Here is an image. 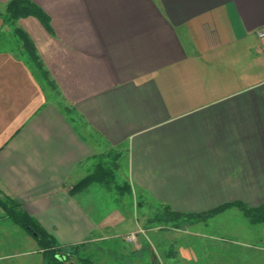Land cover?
<instances>
[{"label":"crops","instance_id":"0c3cea01","mask_svg":"<svg viewBox=\"0 0 264 264\" xmlns=\"http://www.w3.org/2000/svg\"><path fill=\"white\" fill-rule=\"evenodd\" d=\"M12 1L0 0L1 221L30 218L61 246L104 243L107 161L144 213L264 205V0H29L50 18L16 24L39 65L4 22ZM247 219L227 224L245 250L214 256L264 261L263 225Z\"/></svg>","mask_w":264,"mask_h":264},{"label":"rangeland","instance_id":"374dc122","mask_svg":"<svg viewBox=\"0 0 264 264\" xmlns=\"http://www.w3.org/2000/svg\"><path fill=\"white\" fill-rule=\"evenodd\" d=\"M108 166L113 171L104 176L103 181L110 189L101 188L94 198L100 211L96 215L102 217V222L108 227L105 230L107 241L73 247L60 245L62 253L72 257L70 264H264L259 258V255L264 256V251L257 252L258 260L252 262L243 260L247 255L242 260H227L224 258L227 257L226 253L213 255L218 249L245 250L233 245V238L227 234L228 231H234L227 229L229 221L233 227L247 219L241 212L225 213L215 216L214 220L209 217L206 224L200 226L196 225V219L182 221L177 227L172 223L155 222L163 207L154 206L153 210L146 213L139 210L134 202L135 197L130 191H125L128 183L126 176L116 172L109 161L105 163L106 169ZM261 225L264 229V224ZM13 226V221L0 220V264H38L44 260L43 253L26 254L39 245L24 242L14 233L26 231ZM132 234L137 236L134 243L128 241ZM260 247H264V244H260Z\"/></svg>","mask_w":264,"mask_h":264},{"label":"trees","instance_id":"16d2710c","mask_svg":"<svg viewBox=\"0 0 264 264\" xmlns=\"http://www.w3.org/2000/svg\"><path fill=\"white\" fill-rule=\"evenodd\" d=\"M34 17L37 18L47 29L50 28V18L49 16L37 5L33 4L29 0H13L6 8L5 15L3 17L4 22L13 27V32L15 36L20 41V45L24 52L29 56V58L37 65H39V60L36 54L35 46L29 36L20 28L16 26L17 22L23 18ZM111 174V170L108 167L106 169L105 177ZM102 174L100 177H104ZM104 177V178H105ZM101 178V182L102 179ZM98 175H94L90 179L82 182L78 187H83L92 184L98 180ZM110 188V187H108ZM122 189V188H121ZM123 190V189H122ZM232 205H224L218 208L213 213L209 214H180L170 210L169 207L163 208V211L157 218L155 222H167L172 223L176 227L182 221H188L193 219H207L212 215H217L224 212L226 209L231 207ZM243 212L245 216L250 220L251 223L254 224H264V205L258 208H250L247 206H242ZM9 216L14 219V221L26 232L33 235L38 241L39 250L44 255V263L45 264H70V258L62 253L60 244L56 241L55 238L51 237L46 233L43 229L37 227L30 218L25 216L17 215L16 213L9 212ZM154 222L151 221L152 224Z\"/></svg>","mask_w":264,"mask_h":264},{"label":"built area","instance_id":"2783aa9c","mask_svg":"<svg viewBox=\"0 0 264 264\" xmlns=\"http://www.w3.org/2000/svg\"><path fill=\"white\" fill-rule=\"evenodd\" d=\"M260 37H264V32H262L261 34H260ZM136 239H137V236H136V234H132V235H130L129 237H128V241L130 242V243H134L135 241H136Z\"/></svg>","mask_w":264,"mask_h":264}]
</instances>
